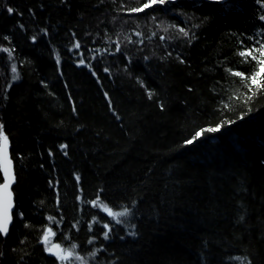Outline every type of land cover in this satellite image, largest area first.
<instances>
[{
    "label": "trees",
    "instance_id": "trees-1",
    "mask_svg": "<svg viewBox=\"0 0 264 264\" xmlns=\"http://www.w3.org/2000/svg\"><path fill=\"white\" fill-rule=\"evenodd\" d=\"M147 2L0 0V264H59L46 229L87 264H264V91L228 71L257 70L264 0Z\"/></svg>",
    "mask_w": 264,
    "mask_h": 264
},
{
    "label": "snow or ice",
    "instance_id": "snow-or-ice-1",
    "mask_svg": "<svg viewBox=\"0 0 264 264\" xmlns=\"http://www.w3.org/2000/svg\"><path fill=\"white\" fill-rule=\"evenodd\" d=\"M166 0H148L147 3L143 4L142 8H133L131 11L133 12H140L144 9L152 7L154 4H164ZM9 12H12L13 10L11 8L8 9ZM262 20H264V16L261 17ZM181 32H183V29H180ZM187 35V33H184ZM74 47H79V45H75ZM258 53V55L256 54ZM239 56L243 57L245 59V62H249V58H251L252 61L256 62L257 70H254L251 76H245L241 72H231L229 69L228 71L235 76L241 77L243 80H245V86L248 87L249 91L252 92L253 96L255 95V92L253 91L252 85L255 86L256 90L264 91V44H260L258 49H249L245 51H240L238 53ZM13 73L16 72L15 66H13L12 69ZM16 78L15 76L13 77ZM247 81H250L251 84L249 85ZM151 95V94H150ZM252 96H247L246 100H251ZM227 107V105H226ZM3 126L0 125V171L3 172L4 182L0 184V235H6L8 233L9 224L11 222V215L10 210L13 207L12 204V192L10 190L11 184L14 182V175L11 171V159L8 156L7 151V144H8V138L4 134L2 130ZM219 131V126L215 128H207V129H201L199 132H196L195 135L192 137L191 140H188L187 143L191 144L194 140L199 138L204 132H216ZM62 148L66 147L65 145L61 146ZM94 206L98 205L97 201H92ZM101 207V209L108 213L109 216H111L113 219H116L117 217H123L128 215V210L125 209L120 212H113L107 205H104L100 203L98 205ZM120 221L117 219V223ZM107 227V225H105ZM52 234L51 229L45 230V236L43 237V242L47 245L48 243V236ZM107 237V233L105 234ZM56 251H53V248H46V251L51 252L53 255L57 257L59 260H67L71 255V250H61L59 245L53 246ZM75 247V246H73Z\"/></svg>",
    "mask_w": 264,
    "mask_h": 264
},
{
    "label": "rangeland",
    "instance_id": "rangeland-1",
    "mask_svg": "<svg viewBox=\"0 0 264 264\" xmlns=\"http://www.w3.org/2000/svg\"><path fill=\"white\" fill-rule=\"evenodd\" d=\"M124 217L125 216H123V217H117L116 219H113L112 217L111 218H112V220L114 222L115 221L117 222V219L118 220H122ZM44 236H45V234H44ZM53 237H54L53 233L48 236V243H47V245L43 242L45 249L46 248H51L54 245H58V244H55L53 242ZM60 249L61 250H71L72 255L67 260H63V261L57 259V257L54 255V257H56V259H57V261H58L59 264H87V262L84 260V258H82L81 256L77 255L76 249H74V248H64V247H61V246H60ZM53 251H56V249L54 247H53Z\"/></svg>",
    "mask_w": 264,
    "mask_h": 264
},
{
    "label": "water",
    "instance_id": "water-1",
    "mask_svg": "<svg viewBox=\"0 0 264 264\" xmlns=\"http://www.w3.org/2000/svg\"><path fill=\"white\" fill-rule=\"evenodd\" d=\"M7 151H8V156H9V158L11 159V156H10V150H9V145H8V144H7ZM11 171H12L14 177H15V174H14V165H13V161H12V159H11ZM0 174H1V179H2V181H1L0 184H2V183L4 182L3 172L0 171ZM14 185H15V179H14V182H13V183L11 184V186H10V190H11V192H12V204H13V207H12V209L10 210V215H11L12 219H11V222H10V224H9V229H10L12 223H13V213H14V211H15L14 195H13V190H12ZM9 229H8V232H9ZM7 234H8V233H7ZM7 234H6V235H1V236H2V237H6ZM51 248H52V247H51ZM47 254L50 255V256L53 255V254H52L51 252H49V251H47Z\"/></svg>",
    "mask_w": 264,
    "mask_h": 264
},
{
    "label": "flooded vegetation",
    "instance_id": "flooded-vegetation-1",
    "mask_svg": "<svg viewBox=\"0 0 264 264\" xmlns=\"http://www.w3.org/2000/svg\"><path fill=\"white\" fill-rule=\"evenodd\" d=\"M52 248H53V246H52Z\"/></svg>",
    "mask_w": 264,
    "mask_h": 264
}]
</instances>
